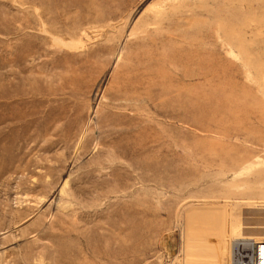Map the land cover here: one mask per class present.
Segmentation results:
<instances>
[{
  "label": "rangeland",
  "instance_id": "1",
  "mask_svg": "<svg viewBox=\"0 0 264 264\" xmlns=\"http://www.w3.org/2000/svg\"><path fill=\"white\" fill-rule=\"evenodd\" d=\"M264 241V0H0V264H229Z\"/></svg>",
  "mask_w": 264,
  "mask_h": 264
},
{
  "label": "built area",
  "instance_id": "2",
  "mask_svg": "<svg viewBox=\"0 0 264 264\" xmlns=\"http://www.w3.org/2000/svg\"><path fill=\"white\" fill-rule=\"evenodd\" d=\"M229 264H264V241H237L233 243Z\"/></svg>",
  "mask_w": 264,
  "mask_h": 264
}]
</instances>
